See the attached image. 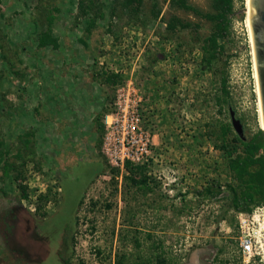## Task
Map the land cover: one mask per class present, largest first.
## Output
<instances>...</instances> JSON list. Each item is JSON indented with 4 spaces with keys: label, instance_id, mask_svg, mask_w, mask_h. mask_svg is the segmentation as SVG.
Segmentation results:
<instances>
[{
    "label": "rangeland",
    "instance_id": "374dc122",
    "mask_svg": "<svg viewBox=\"0 0 264 264\" xmlns=\"http://www.w3.org/2000/svg\"><path fill=\"white\" fill-rule=\"evenodd\" d=\"M244 9L0 0V264H242L228 162L252 138L264 155ZM134 61L158 135L120 172L100 156L101 117L110 74ZM79 79L96 89L82 104Z\"/></svg>",
    "mask_w": 264,
    "mask_h": 264
},
{
    "label": "built area",
    "instance_id": "2783aa9c",
    "mask_svg": "<svg viewBox=\"0 0 264 264\" xmlns=\"http://www.w3.org/2000/svg\"><path fill=\"white\" fill-rule=\"evenodd\" d=\"M135 61L126 76L114 69L121 80L115 84L109 106L101 117L100 156L109 167L120 172L127 162L132 165L147 162L154 144L144 121L145 93L133 78ZM236 230L242 264H264V202L249 211L238 212Z\"/></svg>",
    "mask_w": 264,
    "mask_h": 264
},
{
    "label": "trees",
    "instance_id": "16d2710c",
    "mask_svg": "<svg viewBox=\"0 0 264 264\" xmlns=\"http://www.w3.org/2000/svg\"><path fill=\"white\" fill-rule=\"evenodd\" d=\"M214 1L216 5L224 10H230L233 2V0ZM211 41L214 42L213 39ZM203 50L206 51V48H203ZM214 56V54H211V58ZM211 58H207V66L210 64ZM110 75L118 79V81L121 80L118 73H111ZM259 133L262 134V131L259 130ZM260 146L261 144L252 138L244 143V155H235L229 158V168L242 185V202L236 196L233 198V207L236 210L249 211L251 204L264 202V155L257 154ZM234 150H237L236 146L233 147V151L229 150L228 153L232 154L236 152ZM128 165L129 163L127 162L125 166L128 167Z\"/></svg>",
    "mask_w": 264,
    "mask_h": 264
},
{
    "label": "water",
    "instance_id": "95a60500",
    "mask_svg": "<svg viewBox=\"0 0 264 264\" xmlns=\"http://www.w3.org/2000/svg\"><path fill=\"white\" fill-rule=\"evenodd\" d=\"M248 20L252 35L264 126V0H249ZM235 125L237 124L235 123Z\"/></svg>",
    "mask_w": 264,
    "mask_h": 264
},
{
    "label": "crops",
    "instance_id": "0c3cea01",
    "mask_svg": "<svg viewBox=\"0 0 264 264\" xmlns=\"http://www.w3.org/2000/svg\"><path fill=\"white\" fill-rule=\"evenodd\" d=\"M90 78L91 77H89V81L91 80ZM76 82H77V83H75L76 84V90H75V92L73 91L72 95L69 96L68 100L75 101L77 103L82 104V103H86L87 101H90L91 99H93L94 95H92V93H93V90L95 88L93 89V86L91 85L92 83L90 84V82L88 83V80L85 81V80H81V79H79ZM74 93L77 95H75ZM57 98L60 101V97H57ZM152 135L154 138V136H156L158 134H156L155 132H152Z\"/></svg>",
    "mask_w": 264,
    "mask_h": 264
},
{
    "label": "bare ground",
    "instance_id": "6f19581e",
    "mask_svg": "<svg viewBox=\"0 0 264 264\" xmlns=\"http://www.w3.org/2000/svg\"><path fill=\"white\" fill-rule=\"evenodd\" d=\"M248 7H249V0H245V13H246V25H247V30H248V36L251 44V49H252V60H253V74L255 77V80L257 82V94L259 96L258 100V114H259V125L264 129L263 123H262V108H261V101H260V94H259V87H258V80H257V73H256V65H255V58H254V51H253V42H252V35H251V29L249 25V20H248Z\"/></svg>",
    "mask_w": 264,
    "mask_h": 264
},
{
    "label": "flooded vegetation",
    "instance_id": "af4514ba",
    "mask_svg": "<svg viewBox=\"0 0 264 264\" xmlns=\"http://www.w3.org/2000/svg\"><path fill=\"white\" fill-rule=\"evenodd\" d=\"M31 235H34L33 237H36V236H35V233H32ZM36 238H37V237H36ZM33 240H34V239H33ZM40 241H42V240H36V239L34 240V242H36V243H38V242H40ZM38 255H39V252H38Z\"/></svg>",
    "mask_w": 264,
    "mask_h": 264
}]
</instances>
